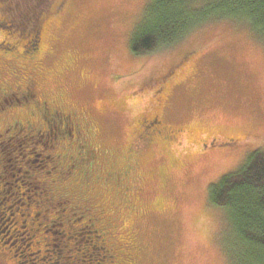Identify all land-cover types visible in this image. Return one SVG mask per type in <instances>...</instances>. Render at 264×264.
<instances>
[{
  "label": "rangeland",
  "instance_id": "rangeland-1",
  "mask_svg": "<svg viewBox=\"0 0 264 264\" xmlns=\"http://www.w3.org/2000/svg\"><path fill=\"white\" fill-rule=\"evenodd\" d=\"M36 1L5 0L2 14L14 18L10 8H29ZM147 2L47 0L39 12L42 25L35 62L13 78L0 65V83L20 82L31 72L38 92L86 117L94 126L92 144L100 153L102 177L110 167H121L123 153L134 140L136 120L156 111L164 127L179 133L171 143L156 141L141 153L139 190L96 184L83 198L108 226L110 243L123 249L118 264H229L232 232L224 210L212 205L207 193L249 155L264 150V46L246 27L219 22L197 28L165 49L133 55L129 40ZM30 29L27 25L22 36L12 35L23 40ZM0 31L2 38L6 34ZM13 51L1 48L6 56L16 54ZM2 146L8 148L3 141ZM34 152L43 154L39 146ZM7 153V160H15V152ZM36 159L27 156L25 162ZM28 166L16 162L6 168L5 190L21 185L26 197L40 191L33 188L37 185L28 176ZM44 170L36 173L50 189L63 183L51 185L54 177L44 175ZM13 200L20 201L17 196ZM13 200L6 206L13 208ZM44 217L49 219L44 228L55 233L44 235L42 243L49 246L37 242L42 235L35 225L34 232L26 233H31L32 244L39 245L37 250L46 252L57 244L60 228L51 212ZM0 227L6 231L3 217ZM82 236L81 241L86 238ZM0 264L14 262L0 254Z\"/></svg>",
  "mask_w": 264,
  "mask_h": 264
},
{
  "label": "flooded vegetation",
  "instance_id": "flooded-vegetation-1",
  "mask_svg": "<svg viewBox=\"0 0 264 264\" xmlns=\"http://www.w3.org/2000/svg\"><path fill=\"white\" fill-rule=\"evenodd\" d=\"M2 40L4 39L0 38V47ZM21 57V50L20 52L18 50L13 56H6L0 48V65L7 70L8 78L17 76L18 71L24 70L26 64L31 65L36 60L32 57L22 61ZM28 74L30 77L22 78L23 82L22 79L17 83L3 82L6 86L0 83V217L6 216L8 233L11 234L10 238L12 239L19 231L26 228V221H29L28 229L32 225L43 226L45 222L49 221L43 215L32 216L34 214L30 209L32 204L44 205L47 209H53L54 217L60 214V219L65 220L68 225L71 220L73 224L85 222L101 233L99 239H102L106 252L112 254L116 259L115 264H118V257L124 251L110 243L109 233L106 231L108 226L105 227L104 223L102 224L99 214L88 200H84L83 193L94 189L96 184L109 185L111 183L116 188L139 190L138 184L141 177L138 171L141 153L156 141H161L164 144L171 143L179 130L164 127L156 111L142 115L135 122L134 140L123 153L124 159L121 161V167L114 170L110 167L106 175L102 177L98 162L100 153L92 144L95 135L94 126L78 112L66 109L61 102H55L38 92L37 81L32 77L31 72ZM12 88H16V90ZM14 114L17 118L13 117ZM19 115L22 118H18ZM35 119L36 121H34ZM51 123H53V128H51ZM40 133H43L42 136ZM38 137L40 140L37 139ZM2 141L8 148L2 146ZM38 146L41 148L42 155H34L35 148ZM8 149L15 152V160L6 159V155L9 154L7 153ZM27 156H34L41 160L25 162ZM16 162L29 164L28 176L34 180L33 184L37 185L35 187L40 189L32 196L33 199L20 192L21 185H13L12 189L5 190L3 174L7 167L12 168ZM43 170L44 175L54 177L51 185L60 183V180L63 183L50 189V183L41 179L36 173ZM64 177L69 180L67 183H65ZM52 188H55L56 191L58 189L60 191L65 189V191L59 193ZM50 191L53 192L52 195H50ZM6 193L7 196H5ZM15 196L20 201H14ZM9 199L13 200V204L16 206L13 213H10L11 207H4ZM126 203L127 219L129 220L130 200L127 199ZM60 209L61 211H59ZM77 213L79 214L78 218H76ZM41 219L42 223L39 222ZM100 224L103 226L101 227ZM73 232L77 234L75 229ZM1 233L0 229V254L6 255L12 261L10 238H5Z\"/></svg>",
  "mask_w": 264,
  "mask_h": 264
},
{
  "label": "trees",
  "instance_id": "trees-1",
  "mask_svg": "<svg viewBox=\"0 0 264 264\" xmlns=\"http://www.w3.org/2000/svg\"><path fill=\"white\" fill-rule=\"evenodd\" d=\"M3 1L5 0H0V30L6 35L2 37L4 40L1 46L4 45L2 47L14 50L13 52L16 53L21 50V58L24 61L35 58L41 37L42 23L39 20V12L47 0H37L31 7L24 9L13 6L10 12L14 18L2 14V9L6 7ZM219 22L246 27L248 32L264 46V0H148L141 21L132 31L129 49L133 55H145L178 43L197 28ZM27 25L33 30L27 31L23 40L12 35L17 32L16 36H22L21 30ZM33 188L35 189V186ZM207 198L212 205L224 210L227 225L232 232L235 248H232L233 251L229 250L228 263L264 264V150L252 153L240 168L211 184ZM6 205L7 202L4 207H9ZM30 209L34 212L32 216L35 214L45 216L48 212H53V209H47L40 204L37 206L35 203ZM11 210L10 213H13L16 206ZM24 214L27 220L26 211ZM59 215L54 217L60 228L58 242L56 245L52 244L51 249L46 252L43 249L37 250L39 245L32 244V235L29 233L28 236L26 232H34L35 228L30 229L32 225L28 229L29 221H26V228L12 238L17 244L16 246L11 242L14 264H88V261L95 260L92 259V255L100 257L93 264H109L113 260L115 264V257L106 252L102 239H99L101 233L86 223L83 228L75 229L77 234H74V228L60 219ZM2 217L6 222V216L0 218ZM70 222L72 223V220ZM7 226L8 223H6V231L0 227L1 234L5 238L11 236L7 233L9 232ZM44 227V224L36 226L42 235L37 242L41 241L43 248L44 245L49 246L42 243V240H45L44 235L47 233L55 235L53 231L50 232ZM84 234L86 238L81 241ZM77 239L80 240L78 243ZM71 241L73 243L70 249ZM94 243L97 247L93 246ZM30 248L32 249L28 250ZM69 251H73L72 259H69Z\"/></svg>",
  "mask_w": 264,
  "mask_h": 264
}]
</instances>
